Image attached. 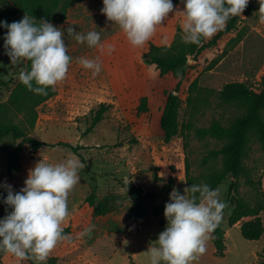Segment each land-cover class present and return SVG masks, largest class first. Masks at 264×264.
I'll list each match as a JSON object with an SVG mask.
<instances>
[{"label":"rangeland","instance_id":"1","mask_svg":"<svg viewBox=\"0 0 264 264\" xmlns=\"http://www.w3.org/2000/svg\"><path fill=\"white\" fill-rule=\"evenodd\" d=\"M254 1L249 0L241 16H237L234 35L238 32L243 34L237 44L211 49L202 55L197 66L184 68L178 91L181 100L177 112L179 131L167 144L162 141L160 118L167 94L172 92L179 79L171 74L160 76L153 65L142 62V55L150 44L168 46L172 43L177 30H182L183 5L173 4V11L143 47H133L119 25L107 19L101 12L102 0H84L66 11L63 23H52L64 32L63 39L72 61L66 79L54 86L55 96L37 108L38 117L28 135L48 145L69 143L77 148L76 153L63 147H42L31 151L23 145L22 151L15 156L13 152L19 141L9 137L1 139L0 184L6 181L14 192L19 191L24 187L29 170L41 159L57 163L75 156L85 167L79 172L80 183L68 196L69 215L62 224L70 228V234L57 244L45 262L31 259L33 264H150L147 250L167 226L164 213V224L160 225L151 208L169 198L173 189L167 191L168 180L172 179L173 188L181 194L186 193L185 158L190 173L195 177L221 169L220 157L209 160L206 165L201 161L209 151L220 149L224 142L210 137L198 139L194 129L208 127L213 120L228 126L244 111L221 102L217 97L218 91L231 82L245 83L256 90L264 77V19H261L264 0ZM7 2L0 0V6ZM68 27L84 34L100 32L104 51L89 47L86 42H77L67 32ZM109 44L115 46L111 54L107 52ZM80 57H99L101 72L94 76L91 70L79 64ZM214 59H218V63L205 71ZM24 64L12 65L5 51L0 52V102L7 100L19 81ZM195 79L201 88L199 94L189 91ZM190 95L196 98L188 104ZM141 97L147 100L146 113L137 111ZM102 103L110 105V108L102 120L86 132L94 111ZM262 116L264 119V111ZM185 124H190L191 129L182 131L181 126ZM243 165L249 178L256 183L254 186L240 177L237 179L238 191L229 193L233 179L227 177L215 188L219 189L220 199L227 204L220 221L225 232L223 255L214 254L210 233L206 252L192 264H264V201L260 213L263 234L258 240L247 241L240 234V226L250 218H242L232 227L227 225L235 199H242L251 206L260 200L259 192L264 199V152L253 134L249 136ZM127 186H134L142 193L158 195L155 202L146 201V212L139 223H134L131 218L139 198ZM92 191L98 200L111 196L117 198L115 209L104 216H93V209L85 203V198ZM0 192L7 194L4 187H0ZM11 210L0 199V218ZM90 225L94 226L91 233L82 236L83 230ZM0 264L26 263L0 251Z\"/></svg>","mask_w":264,"mask_h":264},{"label":"clouds","instance_id":"2","mask_svg":"<svg viewBox=\"0 0 264 264\" xmlns=\"http://www.w3.org/2000/svg\"><path fill=\"white\" fill-rule=\"evenodd\" d=\"M101 12L109 21L119 25L133 47H143L154 35L158 26L173 11L172 0H102ZM184 4L182 30L186 43L199 44L201 37L211 38L226 27L227 22L241 16L249 0H181ZM261 7L264 5L261 4ZM27 13L19 21L8 23L4 35L5 55L11 64L30 62V69L19 73V80L28 90L47 95V89L66 79L72 57L68 54L64 32L51 22L40 20ZM264 19V16H261ZM67 32L79 43L97 47L105 45L98 31L86 34ZM114 45H107L111 54ZM79 64L95 76L102 70L99 57L79 58ZM84 163L75 156L62 162L50 163L41 159L29 170L24 187L14 192L6 181L0 184L7 191L0 199L12 210L0 218V251L18 260L34 259L45 262L49 253L65 239L62 223L69 215L68 196L80 183L79 172ZM193 194H181L176 188L169 193L164 216L167 226L150 245V264H192L206 252L209 234L222 219L226 202L220 199L219 189L207 183L188 187ZM198 193V195H196ZM94 226L86 227L81 235L90 234Z\"/></svg>","mask_w":264,"mask_h":264},{"label":"trees","instance_id":"3","mask_svg":"<svg viewBox=\"0 0 264 264\" xmlns=\"http://www.w3.org/2000/svg\"><path fill=\"white\" fill-rule=\"evenodd\" d=\"M84 0H8L6 5L0 6V20H6L8 23L19 21L27 13L30 17H35V22L39 24L40 20H45L51 23L61 24L66 17V11L72 6L83 2ZM255 0L253 3H256ZM173 4L181 3V0H172ZM249 11V10H248ZM238 17L231 18L226 27L218 31L211 39L206 40L201 37L199 44L186 43L184 40L185 33L178 29L172 43L168 46H156L150 44L148 50L142 55V62L145 65H153L159 72L160 76L171 74L174 78H178L172 92L167 94L165 105L160 118V128L162 130L163 143H169L179 131V123L177 112L181 103L178 97L180 80L185 67H195L198 65L202 55L211 50L220 48L223 45L233 47L237 44L243 34L238 32L234 35ZM7 32L6 28L0 27V52L4 49V35ZM69 54V53H68ZM70 55V54H69ZM71 56V55H70ZM188 62H191L188 65ZM218 63V59L210 61L205 67V71L211 70ZM30 62L25 61L23 69H30ZM258 88L253 90L245 83L231 82L225 84L217 93L219 100L225 104H232L240 109L243 113L235 117L228 126L222 125L219 121L213 120L208 127L195 128L194 133L198 139L206 137L213 138L224 142L220 149L211 150L202 159L201 164L206 165L209 160L221 159V169L207 175L195 177L190 173L188 160L185 158L184 172L187 196L193 194L188 187L192 184L207 183L211 188L215 189L230 177L233 179L229 186V193L238 191L237 179L244 177L247 184L254 186V183L248 176L247 170L243 165L245 149L249 142V136L255 135L260 143V148L264 152V119L262 112L264 111V77L258 82ZM189 91L199 94L201 88L197 86L195 79L189 86ZM55 88L49 87L47 95L34 94L27 89L19 80L5 102H0V140L11 138L14 141H19L14 149L13 155H17L22 151V146L27 145L31 151H37L42 147H63L76 153V147L69 143L59 142L55 145H48L40 142L28 135L36 123L38 117L37 108L47 100L55 96ZM196 98V97H195ZM190 95L187 98V103L191 104L195 99ZM146 97H141L137 107L138 113H146L147 108ZM110 108V105L99 104L94 111L90 125L86 132H90L103 118L104 113ZM17 121H16V120ZM183 130L191 129L190 124L181 126ZM10 174L11 171L8 170ZM159 179V178H158ZM168 192L173 189L172 179L168 180ZM259 185V183H257ZM128 190L133 193L139 202L132 212V221L139 223L146 212V201L155 202L158 198L157 193L149 192L142 193L134 186H127ZM6 197V193L0 192ZM198 195V193L196 194ZM260 200L254 205H249L242 199H235L233 209L228 216L227 225L232 227L236 225L242 218H250V220L240 226V234L247 241H256L263 234V226L260 213L263 209V194L259 192ZM115 197H107L105 200H98L96 194L92 191L85 198V203L93 209V216H104L115 209ZM169 198L162 203L152 206L151 211L154 218L160 225L164 224L162 215L164 213L165 204ZM64 233L70 234L68 226L61 225ZM135 232L137 229L134 230ZM225 232L222 229L220 222L217 227L211 232L210 242L214 248V254L222 256L225 250ZM26 264H33V261L24 259Z\"/></svg>","mask_w":264,"mask_h":264}]
</instances>
